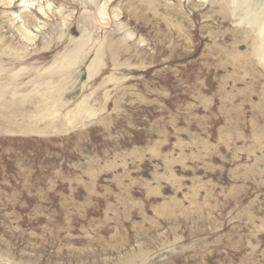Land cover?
Masks as SVG:
<instances>
[{
    "label": "rangeland",
    "instance_id": "obj_1",
    "mask_svg": "<svg viewBox=\"0 0 264 264\" xmlns=\"http://www.w3.org/2000/svg\"><path fill=\"white\" fill-rule=\"evenodd\" d=\"M84 1L0 5V264H264V0Z\"/></svg>",
    "mask_w": 264,
    "mask_h": 264
},
{
    "label": "bare ground",
    "instance_id": "obj_2",
    "mask_svg": "<svg viewBox=\"0 0 264 264\" xmlns=\"http://www.w3.org/2000/svg\"><path fill=\"white\" fill-rule=\"evenodd\" d=\"M58 1H63V2H69V3H72V0H58ZM77 2V1H76ZM85 5H89V6H93V2L91 0H85ZM107 4H109V0H105L104 2V7L107 6ZM0 5L4 8H8V9H12L15 7V0H0ZM50 9V8H49ZM39 11L41 12L40 14L41 15H46L48 13V11L46 10V8H43L42 5L39 7ZM101 14H104L105 11L101 10L100 11ZM34 12L30 9V8H27L25 11H24V20H23V25L21 26V28H19V32L20 34L22 35L23 37V40H21L23 42V45L19 46V50L21 51L22 49H24L26 43H29V42H32L34 40V36L31 34V32H29L28 28H27V24H31L33 19H32V16H34ZM11 23L13 25L16 24V19L13 18L11 15ZM89 25L88 22L85 21V25H83L82 27H79L78 29L76 28H72L70 30V33H73V34H76L78 32H84L85 31V28ZM113 37V36H112ZM107 39V38H106ZM71 42L73 40L72 39H69ZM89 41H86L84 40L81 45H82V48L84 49H88L89 50V53L91 54L93 52V50L95 49V43L92 42L91 44L88 43ZM104 43V42H103ZM103 43L100 44L99 48L95 51V57L93 61H91V64L95 65L98 63L99 61V58L100 56H102L103 52H104V49H101L103 48ZM89 44V45H88ZM105 44V43H104ZM105 46V45H104ZM17 48V47H16ZM18 51V50H17ZM16 58V57H15ZM17 59V58H16ZM20 61V60H19ZM11 84V83H10Z\"/></svg>",
    "mask_w": 264,
    "mask_h": 264
},
{
    "label": "water",
    "instance_id": "obj_3",
    "mask_svg": "<svg viewBox=\"0 0 264 264\" xmlns=\"http://www.w3.org/2000/svg\"><path fill=\"white\" fill-rule=\"evenodd\" d=\"M29 128V127H28ZM25 131V130H24ZM29 132H37V130L34 127H30V131Z\"/></svg>",
    "mask_w": 264,
    "mask_h": 264
}]
</instances>
